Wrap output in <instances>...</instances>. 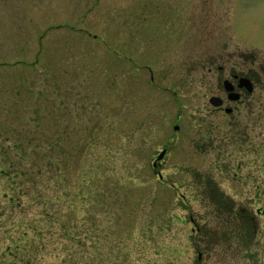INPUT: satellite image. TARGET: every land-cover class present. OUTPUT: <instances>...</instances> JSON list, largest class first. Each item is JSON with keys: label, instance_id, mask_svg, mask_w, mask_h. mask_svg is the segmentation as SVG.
Masks as SVG:
<instances>
[{"label": "rangeland", "instance_id": "374dc122", "mask_svg": "<svg viewBox=\"0 0 264 264\" xmlns=\"http://www.w3.org/2000/svg\"><path fill=\"white\" fill-rule=\"evenodd\" d=\"M224 49L264 64V0H0V264H189L151 161L167 136L182 169L254 162L198 133L192 61Z\"/></svg>", "mask_w": 264, "mask_h": 264}, {"label": "flooded vegetation", "instance_id": "af4514ba", "mask_svg": "<svg viewBox=\"0 0 264 264\" xmlns=\"http://www.w3.org/2000/svg\"><path fill=\"white\" fill-rule=\"evenodd\" d=\"M229 54L224 49L192 61L195 67L201 65L203 72L217 77L215 91L209 96H218L214 98L218 103H211L209 96L208 103H195L200 112L198 133L205 139L204 148L216 147L220 152L224 146L226 152L252 155L254 162L241 158L232 163L226 159L224 163L208 164L209 173L191 167L182 169L180 163H165L174 149L167 136L155 153L161 151V156L151 161L163 185L175 189L179 202L200 205L190 208L184 204L182 224L191 249L189 264H264L263 119L259 121L264 114V64L255 60L248 63L244 58L229 62ZM221 112L227 116L222 124L215 118ZM179 117L176 111L174 118ZM210 131L211 135L204 137ZM180 142L185 145L182 138ZM179 172L190 176L183 191L178 190L180 181L172 177Z\"/></svg>", "mask_w": 264, "mask_h": 264}, {"label": "water", "instance_id": "95a60500", "mask_svg": "<svg viewBox=\"0 0 264 264\" xmlns=\"http://www.w3.org/2000/svg\"><path fill=\"white\" fill-rule=\"evenodd\" d=\"M216 96H211L210 98H209V100L211 101V103H218L217 101H215V98ZM161 151L157 154V158H159L160 156H161Z\"/></svg>", "mask_w": 264, "mask_h": 264}]
</instances>
